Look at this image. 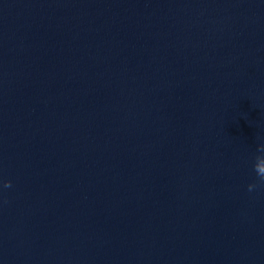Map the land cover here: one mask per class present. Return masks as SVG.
<instances>
[{
	"label": "water",
	"instance_id": "95a60500",
	"mask_svg": "<svg viewBox=\"0 0 264 264\" xmlns=\"http://www.w3.org/2000/svg\"><path fill=\"white\" fill-rule=\"evenodd\" d=\"M258 175L264 0H0V264H264Z\"/></svg>",
	"mask_w": 264,
	"mask_h": 264
},
{
	"label": "clouds",
	"instance_id": "9594fccd",
	"mask_svg": "<svg viewBox=\"0 0 264 264\" xmlns=\"http://www.w3.org/2000/svg\"><path fill=\"white\" fill-rule=\"evenodd\" d=\"M258 176L260 177L261 182H264V175H258ZM4 187H5V188L11 187V182H10V181H6V182L4 183ZM255 187H256L255 184H250V185L248 186V190H249V191H252L253 188H255Z\"/></svg>",
	"mask_w": 264,
	"mask_h": 264
}]
</instances>
